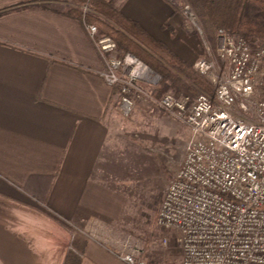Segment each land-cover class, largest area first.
<instances>
[{"label": "crops", "instance_id": "obj_1", "mask_svg": "<svg viewBox=\"0 0 264 264\" xmlns=\"http://www.w3.org/2000/svg\"><path fill=\"white\" fill-rule=\"evenodd\" d=\"M116 3L189 63L174 4ZM86 4L0 0V264H65L75 237L85 244L81 264H126L104 242L122 237L113 210L124 149L118 123L127 120L100 75Z\"/></svg>", "mask_w": 264, "mask_h": 264}, {"label": "built area", "instance_id": "obj_2", "mask_svg": "<svg viewBox=\"0 0 264 264\" xmlns=\"http://www.w3.org/2000/svg\"><path fill=\"white\" fill-rule=\"evenodd\" d=\"M89 13L86 4L83 24L104 63L101 77L119 95L123 117H131L147 98L191 130L182 165L157 214L158 227L178 233L181 264H264V101L255 98L257 87H264V49L254 50L246 40L219 30L221 64L208 45L207 57L194 64L210 79L214 96L157 99L151 89L159 74L131 53L118 57L117 42L88 21ZM182 13L203 36L191 7H182ZM249 109L254 122L236 115ZM104 244L126 264H145V249L130 236Z\"/></svg>", "mask_w": 264, "mask_h": 264}, {"label": "rangeland", "instance_id": "obj_3", "mask_svg": "<svg viewBox=\"0 0 264 264\" xmlns=\"http://www.w3.org/2000/svg\"><path fill=\"white\" fill-rule=\"evenodd\" d=\"M169 1H173L174 7L179 8L177 9L179 25L176 27L179 32V52L182 51L181 47L190 49L191 53L186 56V60L194 65L192 62L195 59L207 57L206 47L208 45L213 57L217 59V36L212 39L206 35L201 36L182 13V1L168 0L171 6L172 3ZM217 62L221 64L218 59ZM259 93L260 89L257 87L256 99H260ZM203 94L214 96L206 92L200 95ZM139 113L126 119V123H118L120 139L123 140L124 147L121 154L128 150L130 157L127 163L120 157L122 159L119 166L120 171L115 180V184H122L126 180L124 186L129 190L132 189L130 191H133V196H138L139 201L134 207L133 199L128 198L129 190L124 188V193L117 190L115 194L121 198L113 210L114 218H116L114 229L122 237L130 236L145 249L143 256L146 263L153 260L154 264H181L182 256L177 243L178 233L175 230L158 227L157 214L168 186L182 165L191 139V130L184 123L162 111L155 112L154 114L158 113L157 116L149 115V117H144V114ZM236 115L249 122L255 121V114L251 109L244 112L236 111ZM138 150L143 153H139ZM134 153L143 156L146 154V156L139 157ZM128 166H131L133 172L128 170ZM122 185H119L120 190ZM165 238L169 241L168 246H164Z\"/></svg>", "mask_w": 264, "mask_h": 264}, {"label": "trees", "instance_id": "obj_4", "mask_svg": "<svg viewBox=\"0 0 264 264\" xmlns=\"http://www.w3.org/2000/svg\"><path fill=\"white\" fill-rule=\"evenodd\" d=\"M116 1L79 0V3L89 5L92 13L88 14V21L97 25L101 34L110 36L117 42L116 54L118 57L122 58L127 53H131L159 74L161 77L160 82L151 89L154 98L158 99L166 94H172L178 98L189 97L194 101L203 92L214 94V87L208 77L196 72L194 65L186 62L163 42L154 38L138 22L125 16L121 7L117 6ZM181 1L183 3L182 7L187 5L191 7L204 35L210 39L216 38L219 30H224L234 38L246 40L254 50L264 49V0ZM71 11L73 14L81 16L78 9H72ZM251 41H255V43L252 44ZM258 89H260L259 97L264 101V87L260 86ZM138 108L141 114H144V117L157 116L158 113H154L161 111L147 98H143L138 103ZM135 112L131 117L134 116ZM138 152L142 151L138 150ZM129 154L128 150L121 154V158L125 160V163L130 157ZM134 155L143 156L135 153ZM121 161L122 159H120ZM129 169L130 172H133L131 166H128ZM125 181L122 183L123 185L118 183L123 186L121 190L119 186L118 191L124 193V188L128 189L124 186ZM130 190L128 191V194L130 193L128 198L133 199L132 202H134L135 207L139 198L133 196V191ZM139 194L141 195V192ZM84 245L82 240L77 237L73 238L72 248L68 251L65 264H81V252Z\"/></svg>", "mask_w": 264, "mask_h": 264}]
</instances>
